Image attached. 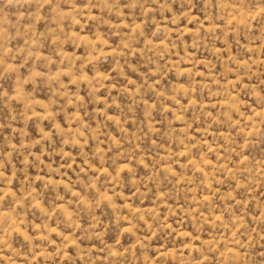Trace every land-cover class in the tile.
<instances>
[{
  "label": "rangeland",
  "instance_id": "rangeland-1",
  "mask_svg": "<svg viewBox=\"0 0 264 264\" xmlns=\"http://www.w3.org/2000/svg\"><path fill=\"white\" fill-rule=\"evenodd\" d=\"M0 264H264V0H0Z\"/></svg>",
  "mask_w": 264,
  "mask_h": 264
}]
</instances>
